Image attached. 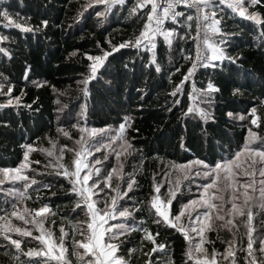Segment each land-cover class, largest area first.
Masks as SVG:
<instances>
[{
  "label": "snow or ice",
  "instance_id": "obj_1",
  "mask_svg": "<svg viewBox=\"0 0 264 264\" xmlns=\"http://www.w3.org/2000/svg\"><path fill=\"white\" fill-rule=\"evenodd\" d=\"M72 11L73 24L95 17L101 26L120 15L131 26L139 23L133 35L115 43L107 36L94 40L96 53L81 54L87 64L76 83L85 101L90 83L100 82L112 60H121L124 73H136L134 59L124 61L127 52L122 50H135L141 75L145 70L163 75L158 51L166 48L179 56V66L168 73L171 102L166 98L162 108L175 117L178 147L190 151L186 136L197 129V138L205 143L215 139V130L231 142L237 133L222 124L242 129L241 139L218 159L197 156L153 172L148 193L140 199L138 168L125 171L129 157L140 164L145 158L137 146L142 141L134 118L125 115L115 128L91 127L87 103L79 111L69 107L59 98L63 92L47 80L33 79L36 73L27 59L20 64V76H13L11 66L21 51L17 37L47 36L49 19L33 25L31 16L22 17L8 0H0V26L18 30L15 35L0 32V109L39 114V96L24 100L29 86L51 87L58 97L55 133L36 135L35 142L27 138L15 166L0 167V251L9 264H264V73L256 81L260 95L239 110L219 102L224 87L215 76L199 79L209 72L223 75L226 68L254 75L244 68L243 54L230 51L237 33L229 22L236 17L250 21L252 42L264 56V0H81ZM79 51L74 48L69 58ZM173 73H179L175 81ZM245 88L233 80L230 95L243 96ZM219 108L226 110L217 115ZM0 126L10 124L0 120ZM40 141L47 146L36 143ZM34 152L44 154L45 161L30 159ZM64 183L69 195L62 198L73 201L67 212L54 203L60 197L52 191ZM73 213H83V221L73 224L68 219ZM213 232L216 239L209 235ZM222 232L227 238L221 239ZM69 238L70 246L65 243ZM178 238L183 241L179 256L174 247ZM34 241L35 247H22Z\"/></svg>",
  "mask_w": 264,
  "mask_h": 264
},
{
  "label": "trees",
  "instance_id": "obj_2",
  "mask_svg": "<svg viewBox=\"0 0 264 264\" xmlns=\"http://www.w3.org/2000/svg\"><path fill=\"white\" fill-rule=\"evenodd\" d=\"M80 2L81 0H8V3L12 4L15 11L19 12L22 17L31 16L32 19L29 23L33 25L37 24L41 18L47 17L49 19V26L45 29L47 36L38 33L34 38L29 37L26 41L23 37H17L21 51L16 53L19 60L11 66V74L20 76L22 71L20 64L27 59V62L32 65L33 72L36 73L33 79L47 80L50 85L63 92L64 95L59 98L69 107L75 106L78 110L79 105L87 103L88 123L92 127L107 128L110 126L115 128L125 115H131L134 118V127L140 129L138 138L142 143L137 146L143 149L145 158L140 164L137 160L129 157L125 171H131L133 166L138 168L136 178L141 185L140 199H144L148 193L152 173L159 172L162 165L172 162L181 164L197 156L201 158L207 156L209 160L218 159L224 148L235 150L236 141L241 139L238 133L242 129L223 124L222 126L237 133L231 138V142L223 138L219 130H215V139L210 143H205L197 138V129L195 133L190 130L186 136V142L191 148L190 151L178 147L175 135V131H178L175 117L163 112L162 108L165 106L166 98L168 103L171 102L168 93L171 91L172 85L169 82L168 73L172 70L173 65L179 66V56L171 55L166 48L158 51L163 75L149 73L147 70L141 75L140 58L136 56L135 50H122L127 52V55L123 57L124 61L134 59L136 73H124L121 60L119 58L112 60L109 72L103 75L100 82L93 81L90 83L91 95L85 101L76 83L80 75L85 72V65L87 64L86 58L81 54L84 51L96 53L94 40L104 41L107 36L115 43L120 41L122 37L133 35L136 28L139 27V23L131 26V21L125 20L123 15H120L111 17L108 22L101 26H97L98 18L95 17L73 24L70 18L73 14L72 10ZM56 23L62 24L63 28H57ZM229 23L237 33L235 39L231 41L230 51L234 54L242 53L245 58L242 61L244 68L251 69L254 75H245L243 70L237 73L226 68L223 75L209 72L200 75L199 79L206 80L208 75L215 76L224 87L223 100L219 102L226 104L228 109L239 110L249 106L250 103L254 102L255 97L260 95L261 89L256 81L264 73V56L252 42L250 21L236 17L234 23L232 21ZM16 31L18 30L3 29L0 26V32L5 34L12 32L15 35ZM188 46H191L190 42ZM74 48H79L80 51L77 56L69 58L68 54ZM181 71H184L183 67H181ZM200 72L203 73V70L201 69ZM177 76L179 73H173L172 80L175 81ZM233 80L237 84L246 85L243 96L232 97L230 95L229 89ZM139 89H143L142 94L138 93ZM25 92L27 93L24 97L25 101L39 96V103L42 107L39 114H31L26 110L17 114L0 109V120H7L10 124L6 128L0 126V167L15 166L18 157L22 154L20 145L24 144L27 138H31L35 142L36 135L45 133L53 135L55 133L57 121L54 109L56 107L55 101L58 98L57 94L51 90V87L36 89L29 86L25 88ZM140 104H143L142 109L139 107ZM225 110L219 108L216 110V114L220 115ZM157 125H160L164 131L157 128ZM67 189L66 183L63 187L57 184L52 189L57 193V197H60L54 199V203L60 205L62 212H67L73 207V201L62 198L69 195ZM68 219L75 224L77 221H83L84 214L81 213L76 216L73 213ZM57 220L59 221L58 217ZM65 227L66 231L70 232V226L67 223ZM153 230H155L154 226ZM162 235L167 236L166 233H162ZM76 236L79 238V232L76 233ZM210 237L216 239V233H211ZM224 238L227 237L222 233L221 239ZM65 243L70 246L71 239H66ZM36 244L38 242L34 241L26 246L22 244V247H35ZM182 245L181 238L174 241L177 256L182 252ZM216 247L218 251H222L224 245L220 240H217ZM69 250L71 249L69 248ZM73 260H75L74 257ZM0 264H9L3 251H0Z\"/></svg>",
  "mask_w": 264,
  "mask_h": 264
},
{
  "label": "rangeland",
  "instance_id": "obj_3",
  "mask_svg": "<svg viewBox=\"0 0 264 264\" xmlns=\"http://www.w3.org/2000/svg\"><path fill=\"white\" fill-rule=\"evenodd\" d=\"M77 111H79V109L77 110ZM92 127V126H91ZM76 131L75 130H73V135L74 136H76ZM61 143H63L64 141L63 140H61L60 141ZM45 146H47L46 145V142H45ZM110 151V150H109ZM30 159H38V160H41V162L43 163L44 161H45V155L44 154H41V153H37V152H34V153H31L30 154ZM65 161H67L68 160V156H67V154L65 155ZM126 162L127 161H125V165H126ZM165 165H168V164H165ZM165 165H162V167H161V169L165 166ZM160 171V170H159ZM39 178V177H38ZM185 184H186V182H182V188H184V191H185V194L187 195V194H189L188 192H187V188L186 187H184L185 186ZM99 206V205H98ZM47 226V225H46ZM214 233V232H213ZM223 233V232H222ZM221 233V234H222ZM223 234H225V233H223ZM209 235H211V233H209ZM226 235V234H225ZM224 236V235H223Z\"/></svg>",
  "mask_w": 264,
  "mask_h": 264
}]
</instances>
